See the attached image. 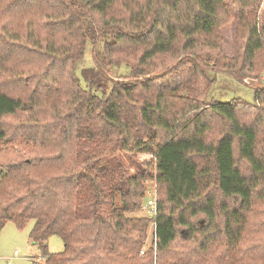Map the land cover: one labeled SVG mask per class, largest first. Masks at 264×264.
<instances>
[{"label":"trees","instance_id":"1","mask_svg":"<svg viewBox=\"0 0 264 264\" xmlns=\"http://www.w3.org/2000/svg\"><path fill=\"white\" fill-rule=\"evenodd\" d=\"M235 1L243 42L229 57L225 0H0V40L35 57L13 88L0 84V232L8 221L24 228L33 220L29 238L44 259L33 264H224L237 250L264 183L262 129L243 111L261 117L264 86L253 102L206 99L210 69L259 68V1ZM89 39L106 62L129 65L124 79L91 68L100 90L81 84L75 63ZM20 63L0 47V76ZM213 117L222 120L216 137ZM116 150L151 154L155 174L145 161L132 173L120 160L103 161ZM149 189L155 255L141 253L149 217L129 215ZM54 234L61 251L49 249ZM179 238L192 240L193 252L174 246Z\"/></svg>","mask_w":264,"mask_h":264},{"label":"rangeland","instance_id":"2","mask_svg":"<svg viewBox=\"0 0 264 264\" xmlns=\"http://www.w3.org/2000/svg\"><path fill=\"white\" fill-rule=\"evenodd\" d=\"M259 8L258 15L260 23H264V0H258ZM225 5L228 10L229 20L220 27V34L223 37V46L225 54L229 57L236 56L242 49V38L240 34L242 33V28L239 29L240 15L243 13L242 6L237 3L235 0H225ZM118 9V8H117ZM116 9V10H117ZM20 45V44H19ZM0 47L7 53H14L20 58L21 63L18 66H13L7 72L6 77L4 75L0 76V84H8L10 87H14V83L11 79L15 75H19L23 72H30L26 70V64L31 62L34 64L35 57L32 53L28 52L21 46L6 44L0 40ZM100 48L99 43L96 44L93 40L89 39L85 46V52L82 57L78 59L75 63V73L79 77L81 84L86 88H93L95 90L99 89L96 83H92L95 86H91V77L93 72H90L88 69H94V71H104L110 79H124L130 71V67L126 62H122L119 66L112 65L106 62L107 57H104V54L101 51H95L94 49ZM257 61L259 68L256 71L255 75H244V74H231L225 71H218L215 69H210V76L214 77L216 80L212 84L208 95L207 100L215 98L217 100L228 101L234 97H242L250 102L255 100V87L264 86V51H261L257 55ZM99 60V63H98ZM172 59H170L171 61ZM176 64V61H172L170 66ZM74 65V64H73ZM183 65L188 66L189 62L185 61ZM70 69V68H69ZM68 69V71H69ZM168 67L161 68L162 71H165ZM87 73L88 78L84 76V73ZM99 73V72H98ZM100 73H102L100 71ZM120 75H124L121 77ZM94 77H92L93 79ZM105 79V76H103ZM23 81V80H22ZM26 82V81H25ZM28 83H32L31 80ZM36 84L38 82H35ZM41 84V83H40ZM112 81H108L109 90ZM39 85V84H38ZM29 87H32L29 86ZM29 91L31 88L28 89ZM185 95H187L185 93ZM244 115H247V121H252L255 125H259L262 129L261 140H264V113L261 114V117L256 116V113L253 110L247 109L243 111ZM256 119V120H255ZM260 120H263L260 122ZM212 121V131L210 133L211 137H216L218 131L221 129L222 120L218 117L211 118ZM259 121V122H258ZM264 146V145H263ZM111 151L108 154H105L103 161L107 162L108 160L114 162L115 160H120L121 164L129 170L130 173L135 172L136 162H148L149 170L155 174L156 170L154 168V158L151 154L146 152H134L128 153L122 150H116L113 154ZM200 163L202 161H199ZM242 164V162H241ZM151 182L148 183L150 185ZM216 194H218V199L221 200L224 197L220 196L216 191L215 187L212 188ZM146 198L141 199L140 206L133 212H130L129 215L133 216H145L148 218V225L146 230L145 243L141 253L146 249H152L154 255L156 254V237H155V223L154 219L150 218L151 210L146 205ZM34 221L31 220L26 227L18 228L13 221H8L0 232V264H33L34 259L41 258L40 251L36 245H34L29 238V232L33 226ZM191 240H184L179 238L174 246L177 245L178 249L191 251L193 252ZM218 243V242H217ZM64 248V242L61 236L54 234L49 238V249L50 251H61ZM183 248V249H182ZM217 250H224L223 242L217 246ZM225 251V250H224ZM230 254L229 257L225 260L224 264H264V183L258 184L254 190L253 205L250 212L247 214L246 229L243 235L241 242L238 245V248L233 253L231 250L228 251ZM198 259H201L204 256V253L201 251L199 255H195ZM195 260H197L194 257ZM199 262V261H198Z\"/></svg>","mask_w":264,"mask_h":264},{"label":"built area","instance_id":"3","mask_svg":"<svg viewBox=\"0 0 264 264\" xmlns=\"http://www.w3.org/2000/svg\"><path fill=\"white\" fill-rule=\"evenodd\" d=\"M146 205L151 210V215L154 216L157 212L156 195L155 190L149 189L146 196Z\"/></svg>","mask_w":264,"mask_h":264}]
</instances>
